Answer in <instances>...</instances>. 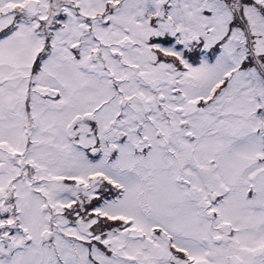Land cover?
Returning a JSON list of instances; mask_svg holds the SVG:
<instances>
[{
  "label": "snow or ice",
  "instance_id": "6c2138e0",
  "mask_svg": "<svg viewBox=\"0 0 264 264\" xmlns=\"http://www.w3.org/2000/svg\"><path fill=\"white\" fill-rule=\"evenodd\" d=\"M0 264H264V0H0Z\"/></svg>",
  "mask_w": 264,
  "mask_h": 264
}]
</instances>
